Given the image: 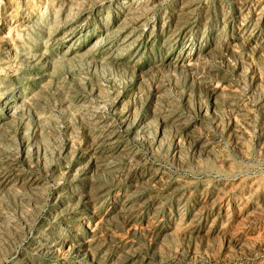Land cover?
Returning a JSON list of instances; mask_svg holds the SVG:
<instances>
[{
  "label": "rangeland",
  "instance_id": "rangeland-1",
  "mask_svg": "<svg viewBox=\"0 0 264 264\" xmlns=\"http://www.w3.org/2000/svg\"><path fill=\"white\" fill-rule=\"evenodd\" d=\"M0 264H264V0H0Z\"/></svg>",
  "mask_w": 264,
  "mask_h": 264
},
{
  "label": "bare ground",
  "instance_id": "bare-ground-1",
  "mask_svg": "<svg viewBox=\"0 0 264 264\" xmlns=\"http://www.w3.org/2000/svg\"><path fill=\"white\" fill-rule=\"evenodd\" d=\"M30 9V8H29ZM237 190V189H236Z\"/></svg>",
  "mask_w": 264,
  "mask_h": 264
}]
</instances>
